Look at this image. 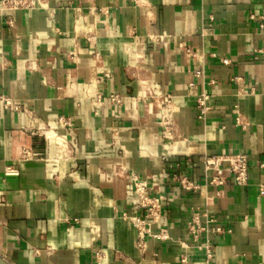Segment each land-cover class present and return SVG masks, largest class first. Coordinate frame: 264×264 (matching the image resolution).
Returning <instances> with one entry per match:
<instances>
[{
  "label": "crops",
  "instance_id": "0c3cea01",
  "mask_svg": "<svg viewBox=\"0 0 264 264\" xmlns=\"http://www.w3.org/2000/svg\"><path fill=\"white\" fill-rule=\"evenodd\" d=\"M233 153L247 155L248 182L209 183L205 158ZM263 162L264 0L0 4V255L11 264H264ZM132 174L165 196L152 227L169 238L144 248L121 217L142 213ZM197 214L210 231L195 240Z\"/></svg>",
  "mask_w": 264,
  "mask_h": 264
},
{
  "label": "built area",
  "instance_id": "2783aa9c",
  "mask_svg": "<svg viewBox=\"0 0 264 264\" xmlns=\"http://www.w3.org/2000/svg\"><path fill=\"white\" fill-rule=\"evenodd\" d=\"M38 0H0L2 8L5 9H29L37 5ZM263 26V24H261ZM181 46H184L181 43ZM185 51L189 54L196 55V52L191 47H184ZM224 62H228V59H224ZM202 71H197V75H201ZM214 82V80H212ZM108 98L115 104L121 102V97L117 93H111ZM206 98L207 95L202 93L198 97L199 103L202 105V111L206 110ZM105 97L102 94H97L94 104L98 107L104 102ZM4 103L7 106L18 110L19 105L13 104L9 97H4ZM61 122L65 124H70L69 119L65 117H60ZM33 153L29 149L23 150V157L30 158ZM247 155L244 153H233L230 155H210L205 158L206 169H213L214 175L209 180V183L223 185L227 181V173H229L233 182L237 184H246L248 182V161ZM264 168V162L261 163ZM6 174L12 175L17 174L18 169L13 166H8L6 168ZM131 180L133 181L135 192H136V207L142 210V213H128L123 211L121 217L128 220L137 230V240L136 245L139 248H144L146 246L147 237L153 236L160 239H168L169 234L165 227H161L159 230H153V224L158 222L162 217L163 201L165 196L161 193L151 195L147 192V185L144 180H142L138 174H132ZM181 184L189 190H195L199 187V184L193 182L188 177L181 178ZM199 215H195V218L188 223L189 231L191 232L193 238L197 240L200 237L201 232L206 233L210 231L207 225H203L199 222ZM214 231L220 232L222 228L217 226L213 228ZM204 250L207 258L213 257V249L211 247V242L208 237L204 239L199 246ZM185 257L182 258V261Z\"/></svg>",
  "mask_w": 264,
  "mask_h": 264
},
{
  "label": "water",
  "instance_id": "95a60500",
  "mask_svg": "<svg viewBox=\"0 0 264 264\" xmlns=\"http://www.w3.org/2000/svg\"><path fill=\"white\" fill-rule=\"evenodd\" d=\"M0 264H11L2 255H0Z\"/></svg>",
  "mask_w": 264,
  "mask_h": 264
}]
</instances>
